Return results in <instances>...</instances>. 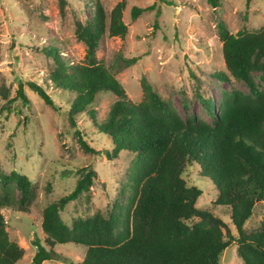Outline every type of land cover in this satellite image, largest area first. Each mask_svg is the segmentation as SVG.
Listing matches in <instances>:
<instances>
[{
	"label": "trees",
	"instance_id": "16d2710c",
	"mask_svg": "<svg viewBox=\"0 0 264 264\" xmlns=\"http://www.w3.org/2000/svg\"><path fill=\"white\" fill-rule=\"evenodd\" d=\"M208 2L218 5V0ZM125 7L126 0H119L107 21L101 1L94 0L89 19L76 20L75 37L85 46L82 62L70 64L56 48L46 51L54 62L49 83L73 94L68 110L71 126L76 127V114H94L88 107L99 91L117 96L105 120L96 125L111 139L108 158L117 157L121 150L136 154L128 172L132 194L119 214L104 217L96 212L68 225L60 211L88 193L95 176L93 169L82 168L74 188L43 208L41 227L48 248L32 240L36 247L33 264L59 259L53 247L68 242L85 246L79 264H218L223 250L233 242L241 264H264V220L255 230L244 227L256 200L264 198V87L253 77V72L259 73L264 83V27L231 33L224 22L218 23L225 67L244 82L247 91H222L210 124L195 116L184 120L145 77L140 82L142 100L132 102L121 83L97 60L96 50L105 33L127 34L122 19ZM152 8L133 6L131 19ZM217 75L221 80L228 78L224 72ZM29 87L56 108L43 86L29 82ZM17 94L27 101L21 85ZM205 105L213 110L210 100ZM75 135L83 151L96 152L77 128ZM188 162L197 164L199 175L212 182L217 190L214 203L225 206L236 235L212 209L196 206L202 191L187 185L182 177ZM31 197L26 175L0 170V264H16L24 254L9 238L2 211H27Z\"/></svg>",
	"mask_w": 264,
	"mask_h": 264
},
{
	"label": "rangeland",
	"instance_id": "374dc122",
	"mask_svg": "<svg viewBox=\"0 0 264 264\" xmlns=\"http://www.w3.org/2000/svg\"><path fill=\"white\" fill-rule=\"evenodd\" d=\"M100 1L108 21L119 0ZM150 5L152 9L131 19L133 6ZM93 9L94 0H0V170L26 175L32 187L27 211H2L9 238L24 249L16 264H33L36 247L32 240L46 245L41 227L43 208L74 188L82 168L93 169L95 176L89 192L60 211L68 225L96 212L104 217L119 214L132 194L128 172L136 154L121 150L117 157L108 158L111 139L96 125L105 120L117 96L99 91L88 107L94 114H76L73 127L68 119L73 94L48 81L54 68L48 47L56 48L70 64L83 61L85 46L75 37V22L88 20ZM122 19L127 34L119 37L105 33L96 58L121 83L132 102L142 100L140 82L145 77L184 120L195 116L212 124L222 91H247L244 82L232 77L225 67L218 23L224 22L231 33L263 28L264 0H218L217 6L208 0H126ZM218 72L228 78L219 79ZM253 77L264 87L259 73L253 72ZM29 82L43 86L56 108L46 104ZM20 85L27 101L17 94ZM206 100L212 102L213 110L206 108ZM75 128L95 153L80 148ZM182 177L187 185L202 191L196 206L212 209L236 235L225 206L214 203L217 190L199 175L197 164L188 162ZM263 220L264 198L256 200L244 227L255 230ZM53 250L59 259L42 264H79L86 248L68 242L56 244ZM241 262L233 242L223 250L218 264Z\"/></svg>",
	"mask_w": 264,
	"mask_h": 264
}]
</instances>
